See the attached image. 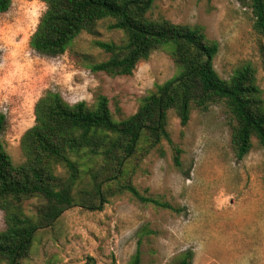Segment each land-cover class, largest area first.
<instances>
[{"label":"rangeland","instance_id":"374dc122","mask_svg":"<svg viewBox=\"0 0 264 264\" xmlns=\"http://www.w3.org/2000/svg\"><path fill=\"white\" fill-rule=\"evenodd\" d=\"M46 10L40 0H12L0 14V114L5 116L1 140L15 164L25 160L20 140L35 123L37 101L51 91L70 104L92 105L108 98L116 121L135 114L156 85L179 73L169 50L154 52L131 76L92 71V65L110 55L97 42L120 44L122 31L110 29L112 20L98 23L94 33L83 32L65 54L42 55L30 44ZM153 19L202 26L219 44L213 65L228 80L245 63L257 70L264 98V33L255 28L249 5L237 0H158ZM232 116L224 104L208 111L193 109L182 127L169 113L173 145L163 142L144 159L130 163L131 181L144 196L180 210V213L144 204L129 193L109 199L102 211L74 207L57 223L38 231L29 255L21 264H129L140 250L141 264H178L191 251L190 264H264V148L238 160L231 144ZM181 149L182 169L173 162ZM83 180L80 189H87ZM37 200L26 205L34 216ZM0 212V231L5 229ZM146 229V232L144 231ZM141 244L138 246V242ZM92 258V259H90Z\"/></svg>","mask_w":264,"mask_h":264},{"label":"trees","instance_id":"16d2710c","mask_svg":"<svg viewBox=\"0 0 264 264\" xmlns=\"http://www.w3.org/2000/svg\"><path fill=\"white\" fill-rule=\"evenodd\" d=\"M40 1L46 10L30 41L38 53L61 56L79 35L94 33L99 22L110 19L109 28L122 31L124 40L95 44L110 58L92 65L93 72L131 76L154 52L169 50L179 73L156 85L137 112L121 121L113 118L105 96H98L92 105L70 104L59 93L46 92L35 104L34 125L20 140L22 164L14 163L1 140L5 116L0 114V212L6 225L0 231V264H21L35 234L53 227L74 207L102 211L110 198L129 193L141 203L180 213L167 202L144 196L131 181L134 157L144 159L156 149L164 156L162 143L173 145L168 131L171 111L186 127L193 109L206 112L224 104L233 120L236 158L242 160L251 152L253 140L264 148V98L256 68L245 63L228 80L221 78L213 65L219 44L202 26L151 18L158 0ZM237 1L250 6L254 28L264 33V0ZM11 5L12 0H0V14ZM181 153L176 147L173 162L179 170ZM83 180H90L87 189L79 188ZM32 200L38 205L29 216L26 205ZM192 256L191 251L183 253L178 264H190ZM129 264H141L139 248Z\"/></svg>","mask_w":264,"mask_h":264}]
</instances>
